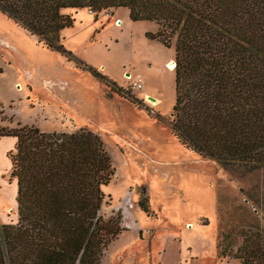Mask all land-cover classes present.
Segmentation results:
<instances>
[{
    "label": "rangeland",
    "instance_id": "1",
    "mask_svg": "<svg viewBox=\"0 0 264 264\" xmlns=\"http://www.w3.org/2000/svg\"><path fill=\"white\" fill-rule=\"evenodd\" d=\"M65 12L75 19L60 32L69 55L45 47L0 10V126L86 127L99 134L114 167L101 187V212L120 214L125 228L101 264H243L220 256L217 240L222 230L253 221L264 227V166L224 167L177 139L170 123L174 70L168 67L175 50L146 36L156 30L154 22L132 21L126 7ZM75 63L92 66L122 91ZM146 93L159 103L144 99ZM10 171L8 180L16 181ZM3 191L0 224L15 222V185ZM143 198L148 212L139 206Z\"/></svg>",
    "mask_w": 264,
    "mask_h": 264
},
{
    "label": "trees",
    "instance_id": "2",
    "mask_svg": "<svg viewBox=\"0 0 264 264\" xmlns=\"http://www.w3.org/2000/svg\"><path fill=\"white\" fill-rule=\"evenodd\" d=\"M85 7H126L132 21L156 24L148 38L174 45L170 123L182 144L224 167L264 166V0H0L38 42L68 55L60 32L75 19L65 11ZM75 66L122 91L92 66ZM1 136L15 138L8 157L17 219L0 224V264H101L125 228L120 214L101 212L114 167L99 134L18 123L0 126ZM139 206L149 211L145 198ZM234 231H221L219 255L264 264V227L253 221Z\"/></svg>",
    "mask_w": 264,
    "mask_h": 264
},
{
    "label": "crops",
    "instance_id": "3",
    "mask_svg": "<svg viewBox=\"0 0 264 264\" xmlns=\"http://www.w3.org/2000/svg\"><path fill=\"white\" fill-rule=\"evenodd\" d=\"M15 144V138L12 136H1L0 137V198L4 200V185L5 184H14L15 185V194L16 196V191H17V183L16 181H9L7 178V174L11 170V162L10 158L7 155V152L9 149L13 148ZM135 210L130 211V215L136 216L134 213ZM161 264V262H160Z\"/></svg>",
    "mask_w": 264,
    "mask_h": 264
},
{
    "label": "built area",
    "instance_id": "4",
    "mask_svg": "<svg viewBox=\"0 0 264 264\" xmlns=\"http://www.w3.org/2000/svg\"><path fill=\"white\" fill-rule=\"evenodd\" d=\"M87 9H88L89 13H92L95 15V11L92 8L88 7ZM133 86H134V88H141V83L134 81ZM124 202H125L126 209L133 206L132 198H131V192H127Z\"/></svg>",
    "mask_w": 264,
    "mask_h": 264
},
{
    "label": "bare ground",
    "instance_id": "5",
    "mask_svg": "<svg viewBox=\"0 0 264 264\" xmlns=\"http://www.w3.org/2000/svg\"><path fill=\"white\" fill-rule=\"evenodd\" d=\"M118 24H121V20L118 22ZM174 66H175V61L172 59L171 61L168 62V67L170 68V70H174ZM150 97H153V96H151L149 93H146L144 96V99H146L148 102H150L153 105H156L159 103V99L157 98L150 99Z\"/></svg>",
    "mask_w": 264,
    "mask_h": 264
},
{
    "label": "water",
    "instance_id": "6",
    "mask_svg": "<svg viewBox=\"0 0 264 264\" xmlns=\"http://www.w3.org/2000/svg\"><path fill=\"white\" fill-rule=\"evenodd\" d=\"M150 99H154V97H150Z\"/></svg>",
    "mask_w": 264,
    "mask_h": 264
}]
</instances>
